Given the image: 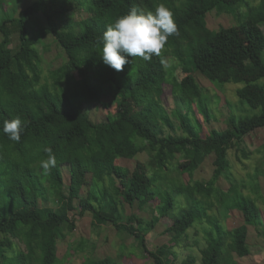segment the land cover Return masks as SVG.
Returning <instances> with one entry per match:
<instances>
[{
    "label": "trees",
    "instance_id": "trees-1",
    "mask_svg": "<svg viewBox=\"0 0 264 264\" xmlns=\"http://www.w3.org/2000/svg\"><path fill=\"white\" fill-rule=\"evenodd\" d=\"M160 3L174 13L177 26L161 55L151 61L129 57L122 71L106 66L100 56L102 42L98 43L106 26L133 6L154 11ZM221 3L234 13L247 5L245 12L237 13L238 26L214 30L207 25V14ZM82 10L86 15L78 22ZM34 14L45 19L42 36L54 35L64 49L65 61L50 71L52 84L43 83L32 72L31 62H40L34 47L37 39L28 26ZM69 28L75 31L73 35L67 32ZM15 32L20 49L8 47ZM0 36V264H61L59 242L77 225L72 212L80 218L90 212L98 233L114 226L141 238L155 264H177L181 239L206 219L209 227L204 230L207 244L201 248L202 264H240L234 252L241 257L252 253L248 225L260 227L264 222L259 204L264 194L258 179L264 174V147L263 167L251 177L256 182L249 186L232 179L227 190L215 188L210 200L188 188L181 175L194 174L213 152L217 167L230 171V150L264 127V0L256 4L248 0H36L18 17H0ZM165 52L190 65L191 71L180 83L171 80L174 66L165 64ZM201 76L223 91L227 83H241L237 89L241 102L260 112L231 114L225 129H207L212 111ZM165 84L172 85L174 107L170 109L163 100ZM92 85L98 97L113 94L118 114L101 122L92 119ZM15 117L24 122L19 142L2 131L4 121ZM139 138L146 140L148 179L117 163L134 155ZM49 147L57 165L45 171L40 161ZM66 165L69 184L63 176ZM112 178L129 184L122 189ZM48 195L58 205L43 214L42 198ZM156 200L163 216L171 218L167 227L171 238L151 249L146 235L155 222L137 212ZM125 203L133 209L131 215L125 213ZM105 204L118 210L106 214ZM214 209L224 217L237 209L244 223L227 229L217 215L209 213ZM84 238L78 237L81 256L89 242V237ZM121 247L120 256H86L81 264H123L127 247ZM196 263L192 254L182 262Z\"/></svg>",
    "mask_w": 264,
    "mask_h": 264
},
{
    "label": "rangeland",
    "instance_id": "rangeland-1",
    "mask_svg": "<svg viewBox=\"0 0 264 264\" xmlns=\"http://www.w3.org/2000/svg\"><path fill=\"white\" fill-rule=\"evenodd\" d=\"M35 1L36 0H0V17H18L23 9ZM248 1L254 4L259 2V0ZM246 10L247 5L242 4L237 13L245 12ZM81 12L82 13L77 14L78 22L86 15L83 10ZM237 13L232 12L228 4L221 3L218 9H214L207 14V25L214 30L222 26H238L239 19ZM28 26L31 36L37 39V43L34 47L37 48L40 53V62H31L32 72L35 75L39 74V78L43 83L52 84L50 71L65 61L64 49L54 35L46 36L45 38L42 36V29L46 26V22L41 14H34ZM76 29L78 30V25L77 27L75 26V30ZM67 32L73 35L75 31L69 28ZM0 40H2V36H0ZM8 47L20 49L21 43L18 32L12 35V41L8 43ZM163 58L167 66H174L171 80L175 83H180L183 77L191 71L190 65L187 62H179L169 52H165ZM76 75L82 77L79 73H76ZM200 78L206 87L205 96L208 98L207 104L209 110L212 111L211 120L206 123L207 129H225L227 127L226 120L231 114H245V116H247L260 112V109H253L249 104H243L241 102L237 94L238 87L242 86L241 83H227L223 91L207 78L202 76ZM89 97L91 99L90 115L94 121L101 122L106 120L110 115L119 113L116 100L111 92L98 97L92 85L89 89ZM163 100L169 109L174 107V96L171 84H165ZM131 110L135 111V106H132ZM137 144L138 149L131 158H119L117 163L130 168L132 171H140L143 177L148 179L149 171L146 166L148 155L145 150L146 140L139 138ZM263 147L264 127L248 135L242 145H236L230 150L229 158L232 166L230 171L220 170L219 167H217L215 164L217 153L213 152L194 174L190 175L189 173H184L181 175V179L188 188H191L199 196L208 200L213 198V191L215 188L220 187L227 190L231 186L232 179L246 181L250 186L251 182L257 181V179L251 180V177H253L259 168L263 167V157L261 153ZM243 151L248 153L249 156H245ZM63 176L65 183L69 184L71 174L68 165L63 167ZM258 179L264 194V174L260 175ZM111 181L122 189L129 184V181L124 179L116 180L112 178ZM248 189L246 190L247 194L253 195ZM259 204L263 209L264 216V201L259 200ZM57 205V200L50 195L42 198V213L46 214L49 210L55 209ZM102 207L106 214H113L118 210L117 206L110 207L105 204L102 205ZM124 210L127 215H131L133 209L129 204L125 203ZM209 213L217 215L220 222L223 223L227 229H233L244 223V216L242 212L237 209L231 211L225 217L220 214L218 209L210 210ZM137 214L147 220H153L155 222V226H153L146 235V243L151 249H156L162 244L170 241L171 234L167 231V227L172 221L171 218L163 216V211L159 207V200L149 202L143 209L138 210ZM71 215H74V218H76L77 225L73 232L68 230L66 237H63L59 242L61 264H81L86 256L90 258H103L107 255L120 256L123 251L122 245L127 247L123 255V264H155L154 259L150 257L145 249L141 238L131 235L127 230L118 231L114 226H107L105 227L106 230L102 229L100 233L94 231L92 227L93 216L90 212L82 218L78 216L75 217V215H77L76 212H72ZM205 227H209L207 219L203 224L197 222L195 226L189 229L188 237L181 239L180 244L176 247L178 254L177 264H182L190 254L197 258L196 264H202L201 248L205 247L207 244L204 231ZM262 227H264V225L251 228V254L241 257L236 252L233 253L240 264H264V230H261ZM79 236H83V238L85 237L86 239L89 237L87 249L82 256L78 253ZM1 238H3L2 234H0V239ZM19 247L20 245L18 244L17 248ZM130 249L136 252L130 254ZM8 254L12 255V251L8 252Z\"/></svg>",
    "mask_w": 264,
    "mask_h": 264
},
{
    "label": "clouds",
    "instance_id": "clouds-1",
    "mask_svg": "<svg viewBox=\"0 0 264 264\" xmlns=\"http://www.w3.org/2000/svg\"><path fill=\"white\" fill-rule=\"evenodd\" d=\"M177 33L174 13L164 3L155 10H142L133 6L126 14L116 18L106 26L98 43L102 42L100 54L103 63L116 71H122L129 63V57H140L151 61L160 56L170 36ZM3 133L19 142L24 132V122L20 117L5 120ZM46 158L40 161V168L50 171L57 165V157L52 148L45 149Z\"/></svg>",
    "mask_w": 264,
    "mask_h": 264
},
{
    "label": "crops",
    "instance_id": "crops-1",
    "mask_svg": "<svg viewBox=\"0 0 264 264\" xmlns=\"http://www.w3.org/2000/svg\"><path fill=\"white\" fill-rule=\"evenodd\" d=\"M263 225H264V222H263ZM254 228L255 226L254 225H248V239L250 240L251 239V234H252V231H251V228ZM261 230L263 231L264 230V227L261 228Z\"/></svg>",
    "mask_w": 264,
    "mask_h": 264
}]
</instances>
